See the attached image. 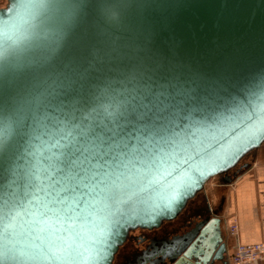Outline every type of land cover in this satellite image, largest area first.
Wrapping results in <instances>:
<instances>
[{
  "label": "water",
  "instance_id": "water-1",
  "mask_svg": "<svg viewBox=\"0 0 264 264\" xmlns=\"http://www.w3.org/2000/svg\"><path fill=\"white\" fill-rule=\"evenodd\" d=\"M188 83L196 85L192 97L173 95L161 113V93ZM170 113L189 121L165 120ZM59 130L74 139L89 133L81 148L104 133L111 151L91 186H57L73 189L69 202L81 212L33 234L21 227L38 196L33 169L45 149L44 159L58 156L49 142ZM263 144L264 0L0 7V264H113L131 232L160 228L201 193L205 212L178 246L129 264H198L201 252L206 264H227L205 186L232 184L242 172L231 171ZM78 151L52 162L50 183H63Z\"/></svg>",
  "mask_w": 264,
  "mask_h": 264
},
{
  "label": "snow or ice",
  "instance_id": "snow-or-ice-1",
  "mask_svg": "<svg viewBox=\"0 0 264 264\" xmlns=\"http://www.w3.org/2000/svg\"><path fill=\"white\" fill-rule=\"evenodd\" d=\"M195 91V83H188L186 85L182 84L176 89L174 94L167 92L161 93V102L158 103L156 107L161 113L166 112L170 107L167 101L168 99H171L173 95L179 100H182L184 97H192ZM147 114L148 112L146 110L144 113H141L138 119H145ZM163 118L180 125L186 124L189 121L187 119L177 120L175 119L174 114L171 113ZM85 135H89V133L86 132L75 135L74 139L73 135H66L62 130H59V136L56 137L54 141L49 142L51 152L58 154V156L51 155L48 159H44V156H48V150L45 149L40 160L36 162L33 171L38 177V196L31 218L21 226L22 229L33 232V234L34 230L48 231L51 233L52 229L48 227L49 219L57 221L61 220L62 217L71 219L74 213L81 212L80 207H73L72 203L69 202L68 191L73 189L68 188L65 190L62 186H57L61 184L72 185L73 182H76L75 188H79L81 184L91 186L90 182H95L99 179L98 173L108 160L111 151L110 149L108 152L105 151L107 141L104 138V133H100L98 137L92 136L85 146L81 148L79 141L83 140ZM60 145H64V147L61 148ZM73 147L79 148V151L76 153L79 159H72L71 167L63 176V183L61 180H56L55 183H50L49 180H52L54 177L49 176V168L52 167V162H60L64 158H69V151ZM41 165H46V167H41ZM10 225V220L7 224L4 223L2 226L3 230L7 231ZM70 230L71 229H69V231ZM53 234L55 235L56 233ZM60 235H62V233H60ZM204 255H206V253L201 252L200 256L197 257L198 264H206V262L201 260V257ZM179 264H184V261L180 260Z\"/></svg>",
  "mask_w": 264,
  "mask_h": 264
},
{
  "label": "crops",
  "instance_id": "crops-1",
  "mask_svg": "<svg viewBox=\"0 0 264 264\" xmlns=\"http://www.w3.org/2000/svg\"><path fill=\"white\" fill-rule=\"evenodd\" d=\"M209 182L204 195L221 219L225 259L227 264H232L236 240L229 235L226 222L237 223L238 241L241 244L264 246V159L260 157L230 185H220L215 179ZM260 264H264V255Z\"/></svg>",
  "mask_w": 264,
  "mask_h": 264
},
{
  "label": "flooded vegetation",
  "instance_id": "flooded-vegetation-1",
  "mask_svg": "<svg viewBox=\"0 0 264 264\" xmlns=\"http://www.w3.org/2000/svg\"><path fill=\"white\" fill-rule=\"evenodd\" d=\"M5 3L6 0H0V7ZM260 157L264 159V144L256 153L246 156L231 171V174L245 173ZM204 212V204L196 198L188 204L185 210H182L178 217L164 223L160 228L153 231L135 230L131 232L130 238L117 252L113 264H129L144 253L154 254L165 246H178L177 244L184 240V233L201 218Z\"/></svg>",
  "mask_w": 264,
  "mask_h": 264
},
{
  "label": "built area",
  "instance_id": "built-area-1",
  "mask_svg": "<svg viewBox=\"0 0 264 264\" xmlns=\"http://www.w3.org/2000/svg\"><path fill=\"white\" fill-rule=\"evenodd\" d=\"M225 224L229 235L236 240L234 252L231 256L232 264H260L263 260L264 246L262 244H241L238 241L237 223L232 221Z\"/></svg>",
  "mask_w": 264,
  "mask_h": 264
},
{
  "label": "rangeland",
  "instance_id": "rangeland-1",
  "mask_svg": "<svg viewBox=\"0 0 264 264\" xmlns=\"http://www.w3.org/2000/svg\"><path fill=\"white\" fill-rule=\"evenodd\" d=\"M211 181V180H210ZM210 183V182H209ZM197 198L200 200V201H202V203H204V199H203V193H201V194H199L198 196H197ZM196 199V198H195Z\"/></svg>",
  "mask_w": 264,
  "mask_h": 264
}]
</instances>
